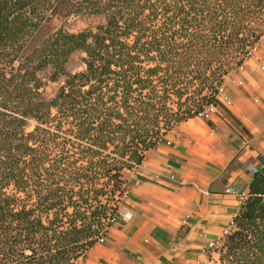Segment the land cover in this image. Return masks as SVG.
Listing matches in <instances>:
<instances>
[{
  "label": "trees",
  "instance_id": "1",
  "mask_svg": "<svg viewBox=\"0 0 264 264\" xmlns=\"http://www.w3.org/2000/svg\"><path fill=\"white\" fill-rule=\"evenodd\" d=\"M263 35L264 0H0V264L84 256L116 220L125 172L223 107L225 76ZM217 253L264 264V163Z\"/></svg>",
  "mask_w": 264,
  "mask_h": 264
},
{
  "label": "crops",
  "instance_id": "2",
  "mask_svg": "<svg viewBox=\"0 0 264 264\" xmlns=\"http://www.w3.org/2000/svg\"><path fill=\"white\" fill-rule=\"evenodd\" d=\"M222 88L223 107L206 119H188L182 139L179 133L166 134L146 152L127 180L103 240L73 264H211L217 259L207 245L231 230L241 205L225 190H248L250 166L264 163V35Z\"/></svg>",
  "mask_w": 264,
  "mask_h": 264
},
{
  "label": "rangeland",
  "instance_id": "3",
  "mask_svg": "<svg viewBox=\"0 0 264 264\" xmlns=\"http://www.w3.org/2000/svg\"><path fill=\"white\" fill-rule=\"evenodd\" d=\"M97 22H99V19H94V20L91 21V23H93V24H95ZM59 24H60V22H58V21L55 22L56 26H59ZM88 24H89V21L76 19V18H70V20L67 23H65V27L67 29H69L70 31H72V32H76V31H79V30H81L83 28H86L88 26ZM80 58H81V54L80 53H75L74 55H72L70 61L67 64V69L69 71H79V70H81L83 68V66H82ZM237 69L238 68L230 71L228 74L234 75V73H235V71H237ZM58 84H59V82H48L47 85L43 88L44 95L47 98L52 97V95L55 93V91L57 89ZM210 113H212V112L207 113L205 115V118H207ZM187 124H189V123H186L184 121V122L178 124L177 126H175L172 130H170L166 134H168L170 136H172V135L175 136L176 133H179V135H180V137L182 139V134H184L186 129L188 128ZM185 127H186V129H184ZM199 132H202V131L199 129ZM217 140H218L219 144L222 143V137L220 135L217 137ZM184 142L186 143V141H184ZM133 171L134 170H130V171H126L125 172L126 180H128L129 178H132L131 175L133 174ZM209 251L211 252V254H213V256L215 258L218 257L217 250H212L211 249Z\"/></svg>",
  "mask_w": 264,
  "mask_h": 264
},
{
  "label": "built area",
  "instance_id": "4",
  "mask_svg": "<svg viewBox=\"0 0 264 264\" xmlns=\"http://www.w3.org/2000/svg\"><path fill=\"white\" fill-rule=\"evenodd\" d=\"M256 47H257V43L248 50L247 58H249L252 55V53L256 49ZM222 91H223V88L220 89V94H221ZM215 110H216L215 106H210L203 113V116H205L209 112L213 113V112H215ZM258 168L259 167L255 166V165H251L250 166L251 174L252 175L255 174L258 171ZM225 192L229 193V194L236 195L238 197V201L240 202V204H242L248 197V190H246L244 188H241L240 186H230V187L226 188ZM102 240H103V237L98 239V242H101ZM221 241H222V238H220V239H218L216 241L209 242V244L207 245V249L208 250H211V249L212 250H218L220 248V246H221Z\"/></svg>",
  "mask_w": 264,
  "mask_h": 264
}]
</instances>
